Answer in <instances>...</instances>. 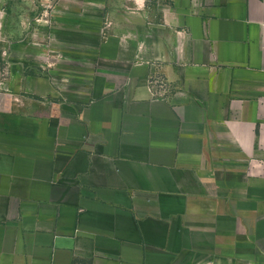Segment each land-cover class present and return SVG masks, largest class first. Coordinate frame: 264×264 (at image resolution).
Here are the masks:
<instances>
[{
  "label": "crops",
  "instance_id": "obj_1",
  "mask_svg": "<svg viewBox=\"0 0 264 264\" xmlns=\"http://www.w3.org/2000/svg\"><path fill=\"white\" fill-rule=\"evenodd\" d=\"M0 264H264V0H0Z\"/></svg>",
  "mask_w": 264,
  "mask_h": 264
},
{
  "label": "built area",
  "instance_id": "obj_2",
  "mask_svg": "<svg viewBox=\"0 0 264 264\" xmlns=\"http://www.w3.org/2000/svg\"><path fill=\"white\" fill-rule=\"evenodd\" d=\"M153 84H154L155 88L158 89L159 94L163 93L164 91L166 92V86L167 85L165 84L164 80L159 79V78L155 79Z\"/></svg>",
  "mask_w": 264,
  "mask_h": 264
}]
</instances>
